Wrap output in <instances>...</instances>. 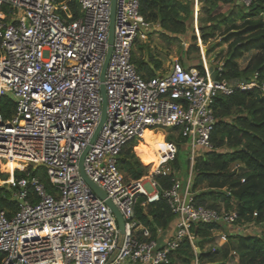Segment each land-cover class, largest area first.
Instances as JSON below:
<instances>
[{
    "label": "built area",
    "instance_id": "built-area-1",
    "mask_svg": "<svg viewBox=\"0 0 264 264\" xmlns=\"http://www.w3.org/2000/svg\"><path fill=\"white\" fill-rule=\"evenodd\" d=\"M251 1L239 3L249 7ZM77 3L79 17L73 20L67 5L56 0H0V98L13 103L7 118L0 111V176H5L0 188L13 202V210L0 208V264H172L184 241L196 254L193 225L231 227L237 219L235 212L195 207L190 192L195 160L213 149L215 98L252 89L255 78L218 82L207 64L200 71L175 60L145 79L132 52L157 26L140 14V0H116L103 82L106 118L83 171L122 216L121 234L78 168L100 120L111 0ZM160 129L169 131L163 136V161L139 180L125 179L118 167L124 146ZM169 134L189 151L188 178L182 185L175 176L160 194L155 177L174 174L169 165L179 152L165 140ZM39 166L45 167L50 190L34 174ZM140 196L147 204L165 199L174 215V230L161 242L137 225ZM222 233L219 239L226 242Z\"/></svg>",
    "mask_w": 264,
    "mask_h": 264
},
{
    "label": "trees",
    "instance_id": "trees-1",
    "mask_svg": "<svg viewBox=\"0 0 264 264\" xmlns=\"http://www.w3.org/2000/svg\"><path fill=\"white\" fill-rule=\"evenodd\" d=\"M56 3L66 4L73 20L79 17L77 0H56ZM199 3L204 12L199 23L203 42L214 38L222 25L226 28L222 43L228 44V52L221 71H213L215 81L248 82L255 78L257 86L215 98L216 124L210 135L213 149L195 160L190 187L193 205L235 212L234 226L252 225L260 229L258 234L250 235L235 231L227 235L225 244L205 251L204 246L212 243L214 233L224 232L225 226L219 223L193 225L195 247L199 253L196 255L184 241L171 261L179 264H194L195 261L198 264H264V0H252L249 7L239 0H199ZM220 5H227L229 12L218 13ZM193 6V0H140V14L147 22L156 25L163 37L173 35L177 39L192 26ZM238 20L242 21L240 25H236ZM192 40L195 43V37ZM136 44L139 56L133 50L132 63L138 74L145 79L155 76L161 69L160 61L150 53L147 44ZM248 53L253 55L241 67L239 60ZM190 61L180 56L179 62L185 67L191 66ZM197 68L203 71L201 66ZM12 107L10 100L0 98V111L4 118L9 116ZM173 141L180 143V138L168 137L167 142ZM163 144L162 134L147 131L142 144L135 145L132 141L124 146L118 158L119 170L130 180L141 179L148 173L144 164L153 163L157 167L161 162ZM170 165L174 174L155 177L160 194L171 187L175 176L180 175L175 174L176 171L181 172L182 167L188 170L187 161L183 162L179 154ZM11 167L15 165L11 164ZM34 174L48 190L51 189L47 178ZM9 198V191L0 188L1 209L13 210V202ZM134 215L137 225L149 230L151 238L159 242L175 225L174 215L163 198L147 204L145 197H138Z\"/></svg>",
    "mask_w": 264,
    "mask_h": 264
},
{
    "label": "rangeland",
    "instance_id": "rangeland-1",
    "mask_svg": "<svg viewBox=\"0 0 264 264\" xmlns=\"http://www.w3.org/2000/svg\"><path fill=\"white\" fill-rule=\"evenodd\" d=\"M193 1H194L193 23L184 36H181L180 38H177V39H175L173 35L163 37L159 28L155 27L153 30L150 31V34L147 37V40L143 42H139V44H147L150 53H152L155 59L160 61L161 69L159 70V73L166 71L170 63H172L175 60H180V56H181L183 59L188 58L189 60H192L190 61L191 66L189 67L197 68V66H200L202 64L203 65L207 64L210 72L214 74L213 71L215 69H218L223 64L226 58V55L228 52V49H227L228 44L222 43L223 35H225L224 32L226 28L223 25L220 28L216 27L218 28L217 29L218 31L216 30L217 31L216 36L212 39H209L207 42H203L201 38V30H200L199 23H200L201 18L204 16V12L200 6L199 0H193ZM229 9L230 8L227 5H220V9H218L217 12L221 14H226L229 12ZM241 22L242 21L238 20L236 22V25H240ZM192 37H195L196 39L195 43L193 42ZM194 47H197L198 50L197 51L190 50V48L194 49ZM138 51H139V46L137 47V44H136L135 49H134V54L136 56H139ZM185 52H188V55H186ZM252 55L253 54L251 53L245 54L244 57L241 60H239L241 67H244V65L247 64V62L249 61ZM146 57L147 56H145L144 54L145 59ZM212 79L215 81L214 75L212 76ZM168 132L169 131L167 129H160L156 133H160L164 136ZM170 136L171 134H169V136H167L165 140L168 141V137ZM142 143H143V140L135 141V145L142 144ZM174 143L177 145L179 149L178 154L180 156V159L183 162L187 161L189 157V151L183 145H181V143L179 142H174ZM163 149L165 150L164 144H163ZM134 154H135V151H134ZM164 155H165V152H164ZM154 163H155V158H154ZM144 165H147L148 171L149 170L151 171L152 168L155 166L153 163L144 164ZM169 167L170 169H172L171 165H169ZM35 173L39 176L46 178L44 166H39L35 168ZM177 173L180 174L177 177V179L181 182L182 185H184L188 178L187 168L182 167L181 172L176 171L175 174ZM4 178L5 176H0V180ZM126 179L130 180L129 178H126ZM220 212H224V211L220 210ZM259 229L260 227L252 226V225H245L244 227L243 226L237 227L234 225L231 227L225 226L224 232L222 234L229 235V234L235 233V231H240L244 235L245 234H249V235L258 234ZM219 233L220 232L214 233L215 238L213 239L212 243L204 246L205 251L209 249L214 250L226 243L224 240L221 239V237L219 239V236H218ZM196 255H197V252H196ZM173 263L175 264L174 260L172 261V264Z\"/></svg>",
    "mask_w": 264,
    "mask_h": 264
},
{
    "label": "water",
    "instance_id": "water-1",
    "mask_svg": "<svg viewBox=\"0 0 264 264\" xmlns=\"http://www.w3.org/2000/svg\"><path fill=\"white\" fill-rule=\"evenodd\" d=\"M115 7H116V0H111V20H110V27H109V40H108V50H107V55H106V59L104 62V65L102 67V71L100 74V87H99V92H100V96H101V114H100V120L99 123L95 129V132L93 134V137L90 141L89 146L84 150V152L82 153L80 160H79V164H78V168H79V174L82 178V180L86 183V185L92 190V192L94 194H96V196L103 200L105 205L110 209V211L112 212V214L114 215L116 222H117V226H118V230L120 231L121 234L124 233V221L122 216L120 215V213L118 212V210L115 208V206L111 203V201L107 198L106 194L101 191V189H99L95 184H93L85 175L84 171H83V161L84 158L87 154V152L90 149V146L95 142L97 136L99 135L103 124L105 122V118H106V108H107V102H106V94H105V89H104V76H105V72H106V68H107V64L112 52V44H113V38H114V20H115ZM187 203V200H186ZM198 253V250H197Z\"/></svg>",
    "mask_w": 264,
    "mask_h": 264
},
{
    "label": "crops",
    "instance_id": "crops-1",
    "mask_svg": "<svg viewBox=\"0 0 264 264\" xmlns=\"http://www.w3.org/2000/svg\"><path fill=\"white\" fill-rule=\"evenodd\" d=\"M173 230H174V224L172 225L170 231H169L168 233H165L164 235H170V234L173 232ZM197 250H198V249H197ZM198 253H199V251H198ZM171 262H172V261H171ZM173 264H174V263H173ZM175 264H179V263L175 262Z\"/></svg>",
    "mask_w": 264,
    "mask_h": 264
},
{
    "label": "bare ground",
    "instance_id": "bare-ground-1",
    "mask_svg": "<svg viewBox=\"0 0 264 264\" xmlns=\"http://www.w3.org/2000/svg\"><path fill=\"white\" fill-rule=\"evenodd\" d=\"M146 132H147V131L144 132V134H143V138H144ZM143 138H142V139H143ZM152 146H153V145H152ZM164 148H165V145H164ZM164 152H165V150H164ZM163 159H164V155H163V158H162L161 162L163 161ZM161 162H160V163H161ZM160 163H159V165H160ZM12 165H14V164H12ZM157 167H158V166H157ZM153 168L155 169L156 167H153Z\"/></svg>",
    "mask_w": 264,
    "mask_h": 264
}]
</instances>
